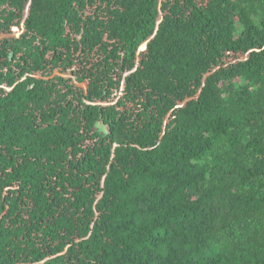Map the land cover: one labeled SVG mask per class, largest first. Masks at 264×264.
Returning <instances> with one entry per match:
<instances>
[{"label":"trees","instance_id":"trees-1","mask_svg":"<svg viewBox=\"0 0 264 264\" xmlns=\"http://www.w3.org/2000/svg\"><path fill=\"white\" fill-rule=\"evenodd\" d=\"M0 264H264V0H0Z\"/></svg>","mask_w":264,"mask_h":264}]
</instances>
